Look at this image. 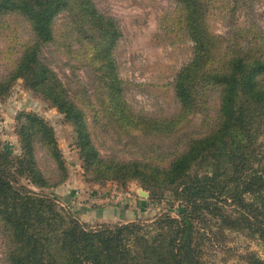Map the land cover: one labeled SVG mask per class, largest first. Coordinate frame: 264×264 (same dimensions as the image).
<instances>
[{"label": "trees", "instance_id": "trees-1", "mask_svg": "<svg viewBox=\"0 0 264 264\" xmlns=\"http://www.w3.org/2000/svg\"><path fill=\"white\" fill-rule=\"evenodd\" d=\"M175 1L194 43L193 55L173 82L179 112L170 120H152L137 118L124 103L112 56L118 29L112 18L96 11L91 0H74V8L73 0H0V15L23 16L36 40L8 77L0 79V98L14 80L22 78L25 87L48 100L73 126L84 165L97 179H140L154 197L162 187H170L174 200L184 207L176 217L164 212L149 223H104L87 229L72 208L64 215L52 199L28 186H47L37 166L36 145L59 169L64 166L52 127L39 115L23 112L16 117L21 153L12 156L0 149V221L10 233L9 264H202L200 245L210 232H217H212V226L256 238L264 247V37L254 36L244 46L232 47L218 64L208 67L215 37L207 27L204 4ZM64 10L74 13L80 28L93 32L88 38L94 43L89 61L103 78L99 84L109 108L124 124L167 132L166 126L172 128L190 114L196 102L206 115L207 95L217 90L214 128L190 137L167 167L100 157L90 140L84 111L39 57V46L54 39V19ZM244 261L264 264V258L254 253L246 254Z\"/></svg>", "mask_w": 264, "mask_h": 264}, {"label": "rangeland", "instance_id": "rangeland-1", "mask_svg": "<svg viewBox=\"0 0 264 264\" xmlns=\"http://www.w3.org/2000/svg\"><path fill=\"white\" fill-rule=\"evenodd\" d=\"M91 2L99 14L112 18L116 23L118 37L112 56L123 87L124 103L130 112L137 118L172 119L179 112L173 91L174 78L191 60L194 44L182 22L181 8L175 0ZM202 2L207 27L215 37L208 67L218 64L220 57L232 47L244 46L254 36L264 37V0ZM74 4L73 0V8ZM72 14L64 10L55 17L54 39L39 46V57L56 73L70 98L84 111L90 140L100 157L167 167L186 148L190 137L206 134L214 128L219 108L217 90H211L207 95L206 115L199 111L202 105L196 102L190 114L172 128L166 126L167 132L158 133L124 124L109 108L104 90L100 89L99 83L103 78L95 63L89 61L94 43L88 38L93 32L80 28ZM83 37H86L84 41ZM34 43L36 40L30 24L23 16L16 13L0 15V79L8 77L23 51ZM23 112L39 115L54 131L64 169H59L47 151L36 145L37 166L47 186H28L52 199L62 214H68L72 201L77 200L79 206L95 213L90 218L78 217L79 221L87 229H95L104 223L111 225L137 220L149 223L161 213L169 212L176 217L184 210L167 189L170 187H162L160 195L154 197L152 189L142 184L140 179L99 180L87 171L73 126L48 100L25 87L22 78L14 80L8 93L0 98V149H5L12 156L21 153L16 117ZM21 183L27 184V180L22 179ZM113 189L119 195L116 201H96L105 198ZM107 204L117 205L123 210L124 219L98 220L96 213ZM212 228V232H217H210L200 245L202 264H245L244 257L249 253L264 258L260 240L240 232ZM9 239V231L0 221V264H9Z\"/></svg>", "mask_w": 264, "mask_h": 264}, {"label": "crops", "instance_id": "crops-1", "mask_svg": "<svg viewBox=\"0 0 264 264\" xmlns=\"http://www.w3.org/2000/svg\"><path fill=\"white\" fill-rule=\"evenodd\" d=\"M102 209L96 213V218L100 221H114V220H123L125 217V212L117 208V205H102ZM115 206V207H114ZM72 210L76 211V214L80 218H90L93 216V213H89L90 211L85 206H79V202L77 200L72 201Z\"/></svg>", "mask_w": 264, "mask_h": 264}, {"label": "built area", "instance_id": "built-area-1", "mask_svg": "<svg viewBox=\"0 0 264 264\" xmlns=\"http://www.w3.org/2000/svg\"><path fill=\"white\" fill-rule=\"evenodd\" d=\"M118 192L116 191V190H112L111 192H109V194H107L106 196H105V198H99V199H97L96 201L97 202H102V201H109V200H111V201H116V199L118 198Z\"/></svg>", "mask_w": 264, "mask_h": 264}]
</instances>
